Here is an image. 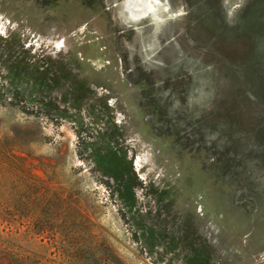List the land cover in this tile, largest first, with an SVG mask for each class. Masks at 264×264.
I'll list each match as a JSON object with an SVG mask.
<instances>
[{
  "label": "rangeland",
  "instance_id": "374dc122",
  "mask_svg": "<svg viewBox=\"0 0 264 264\" xmlns=\"http://www.w3.org/2000/svg\"><path fill=\"white\" fill-rule=\"evenodd\" d=\"M6 41L67 64L57 98L77 82L84 96L57 120L0 104V158L20 161L0 166L12 251L264 264V0H0ZM110 152L130 163L132 201L96 164L120 165Z\"/></svg>",
  "mask_w": 264,
  "mask_h": 264
},
{
  "label": "trees",
  "instance_id": "16d2710c",
  "mask_svg": "<svg viewBox=\"0 0 264 264\" xmlns=\"http://www.w3.org/2000/svg\"><path fill=\"white\" fill-rule=\"evenodd\" d=\"M4 49H0V104L11 109L18 110L27 116L45 114L50 119H59L66 114L67 108L76 109L78 103L83 101L84 96L79 94L77 83H70L68 90L61 94L60 98L55 96L62 83L72 80V70L62 60L55 61L50 56L43 54H30L21 46L15 51L11 45L5 42ZM23 85H31L37 93V98L27 101L22 93ZM80 86H83L80 84ZM42 91V92H40ZM58 104H62L60 108ZM57 122V121H56ZM110 157L120 162V165H112L107 156L99 157L96 164L102 174L108 176L116 183L115 193L121 199L128 195L129 201L133 200L130 176L132 169L130 163L124 161V157H117L110 152ZM0 158V166L16 168L19 160L3 155ZM127 199V200H128ZM2 203L0 202V207ZM3 219L0 220V259H6L9 264H28V258L12 251L9 245L8 228L4 226ZM195 259V258H194ZM193 259V261H195ZM192 261V262H193ZM195 264V263H190ZM201 264H209L207 261Z\"/></svg>",
  "mask_w": 264,
  "mask_h": 264
},
{
  "label": "bare ground",
  "instance_id": "6f19581e",
  "mask_svg": "<svg viewBox=\"0 0 264 264\" xmlns=\"http://www.w3.org/2000/svg\"><path fill=\"white\" fill-rule=\"evenodd\" d=\"M134 2H137V3H141L142 0H132Z\"/></svg>",
  "mask_w": 264,
  "mask_h": 264
}]
</instances>
